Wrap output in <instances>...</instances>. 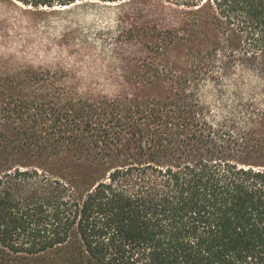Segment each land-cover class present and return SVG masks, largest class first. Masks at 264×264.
I'll return each mask as SVG.
<instances>
[{"label": "trees", "instance_id": "1", "mask_svg": "<svg viewBox=\"0 0 264 264\" xmlns=\"http://www.w3.org/2000/svg\"><path fill=\"white\" fill-rule=\"evenodd\" d=\"M98 3L101 85L0 50V264H264V0H0L32 28Z\"/></svg>", "mask_w": 264, "mask_h": 264}, {"label": "rangeland", "instance_id": "2", "mask_svg": "<svg viewBox=\"0 0 264 264\" xmlns=\"http://www.w3.org/2000/svg\"><path fill=\"white\" fill-rule=\"evenodd\" d=\"M141 13L132 12L134 18ZM117 9L109 4L77 5L64 13L52 14L46 22L34 28L24 21V15L14 7L0 4L1 29L7 34V41L0 39V50L14 54L16 63L24 62L34 66L63 67L73 69L77 74L89 72L97 85L107 80ZM71 30L68 42H61L60 35ZM13 63V64H16ZM92 72V73H90ZM241 78L242 96L252 81L246 74L234 75L224 80L221 90L212 86L202 88L205 103L214 114H220L223 107L231 103L234 79Z\"/></svg>", "mask_w": 264, "mask_h": 264}]
</instances>
